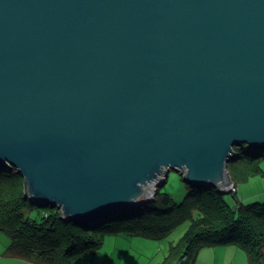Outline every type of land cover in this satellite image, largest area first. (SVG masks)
<instances>
[{
	"label": "water",
	"instance_id": "1",
	"mask_svg": "<svg viewBox=\"0 0 264 264\" xmlns=\"http://www.w3.org/2000/svg\"><path fill=\"white\" fill-rule=\"evenodd\" d=\"M264 150V0H0V170L94 226L171 173L230 192Z\"/></svg>",
	"mask_w": 264,
	"mask_h": 264
},
{
	"label": "trees",
	"instance_id": "2",
	"mask_svg": "<svg viewBox=\"0 0 264 264\" xmlns=\"http://www.w3.org/2000/svg\"><path fill=\"white\" fill-rule=\"evenodd\" d=\"M247 147V148H246ZM264 150L243 145L235 148L228 171L236 190L239 179L260 174ZM190 186V185H189ZM226 193L215 186L193 187L181 202L158 188L153 201L144 208L121 212L94 226L68 221L60 209L31 202L25 195L24 178L17 170H0V230L10 237L9 252L37 255L44 264H72L81 255H92L110 234L142 235L162 239L183 222L190 226L178 244L170 247L163 264H193L206 246L237 244L250 264H264V203L231 206ZM36 212L35 214H32Z\"/></svg>",
	"mask_w": 264,
	"mask_h": 264
},
{
	"label": "rangeland",
	"instance_id": "3",
	"mask_svg": "<svg viewBox=\"0 0 264 264\" xmlns=\"http://www.w3.org/2000/svg\"><path fill=\"white\" fill-rule=\"evenodd\" d=\"M261 167L264 170V157ZM237 183L239 189L237 197L231 193L233 192L231 188L230 192L220 190L226 193L224 198L231 206H234L237 200L243 204L264 203V177L261 173L247 179H239ZM190 186L181 173L172 170L162 191L171 194L176 202H181L190 191ZM114 215L116 214L112 216ZM189 226V221L183 222L162 239L142 235L107 233L97 253L88 256L83 254L72 260V264H163L166 261L170 262L171 259L167 260L170 256V247L181 241ZM10 242V237L0 230V264H44L43 259L37 255H17L9 252ZM193 264H250V260L248 254L239 245L231 243L218 247H203Z\"/></svg>",
	"mask_w": 264,
	"mask_h": 264
},
{
	"label": "built area",
	"instance_id": "4",
	"mask_svg": "<svg viewBox=\"0 0 264 264\" xmlns=\"http://www.w3.org/2000/svg\"><path fill=\"white\" fill-rule=\"evenodd\" d=\"M232 189H233V191H235V190H236V188H235L234 184L232 185Z\"/></svg>",
	"mask_w": 264,
	"mask_h": 264
},
{
	"label": "crops",
	"instance_id": "5",
	"mask_svg": "<svg viewBox=\"0 0 264 264\" xmlns=\"http://www.w3.org/2000/svg\"><path fill=\"white\" fill-rule=\"evenodd\" d=\"M218 247V246H217Z\"/></svg>",
	"mask_w": 264,
	"mask_h": 264
}]
</instances>
